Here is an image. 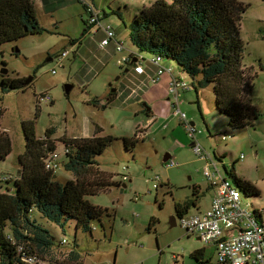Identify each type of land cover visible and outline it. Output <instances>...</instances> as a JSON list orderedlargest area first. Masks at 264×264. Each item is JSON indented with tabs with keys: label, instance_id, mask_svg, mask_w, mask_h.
<instances>
[{
	"label": "rangeland",
	"instance_id": "rangeland-1",
	"mask_svg": "<svg viewBox=\"0 0 264 264\" xmlns=\"http://www.w3.org/2000/svg\"><path fill=\"white\" fill-rule=\"evenodd\" d=\"M153 1L77 0L69 7L56 11L59 22L49 27L55 33L31 34L0 46V87L4 76L24 78L25 86L13 89L0 101V107L5 111L2 125L9 133L13 146L12 152L0 161V177L17 175L20 168L18 157L25 149L22 129L25 119L37 117L39 135H44L47 128L55 127L54 138L57 139L91 136L96 125L103 128L101 134H113L120 138L99 159L102 169L127 186H114L108 192L88 196L94 204L108 208L110 216L105 214L101 222L94 221L93 233L83 230L77 233L72 221L64 233L60 226L43 220L42 223L55 235L56 244L61 245L56 246L52 258L47 255L43 257L46 259H42L43 264H75L67 259L74 242L83 255V264H220L213 246L197 239V234L187 232L179 223L172 226L170 222L173 215L179 218L175 204L195 197L196 189L200 193L201 207H206L213 196L211 181L204 169L206 158L193 151L190 144L192 138L184 122L172 114L167 129L155 128L150 135L141 137L143 128H138V123L143 121L145 126L148 117L142 112L136 113L137 108H141L139 101L125 104L126 100L118 98L107 108L92 102L93 98H97L100 104H104L112 88L127 82L123 73L127 64L124 62L122 66L117 60L134 46L123 19L129 24ZM242 1L249 4L240 30L246 47L244 62L255 65L259 72L252 93L253 104L262 112L258 124L234 133L229 117L216 108L212 85L200 89L198 94L194 89L190 90L181 104V110L186 112L188 120L195 121L202 151L216 162V156H221L229 170L235 168L239 177L247 178L261 190V196L245 199L251 208L252 205H264V70L260 69V66L264 67V0ZM85 2L100 10L102 24H111L127 49L110 55L98 51L96 44L102 40L104 33L96 32L97 26L83 36L88 27L87 20L90 19L83 4ZM34 10L40 22H49V14L44 15L38 3H34ZM104 12L111 13L103 17ZM118 12L122 13L123 19ZM70 38L81 39V50L70 52L63 64L58 59L47 61V52L71 48ZM77 46L75 44L73 48ZM99 57L106 61V66L99 64ZM142 62L146 64L145 60ZM3 69H7L8 73L3 74ZM30 76H34L33 83L25 84ZM185 78L192 82L187 74ZM68 82L74 84L69 94L65 91ZM41 93H46V97L39 98L37 95ZM231 132L234 133L233 137L229 135ZM226 133L228 140H223L221 135ZM135 136L139 140L136 147L133 151H127L121 137ZM176 141L186 146H178ZM64 150V142L58 140L60 167L56 176L62 182L74 178L73 173L63 166L66 160ZM166 153H172L175 163L171 166L168 165L171 159L163 161ZM218 166L226 173L223 163H218ZM124 176L130 180L122 181ZM0 184L6 187L12 183ZM194 210L196 207L193 206L191 211ZM152 218H155V222L150 224ZM63 238H67L68 243H61ZM203 247L204 256L196 258L192 255Z\"/></svg>",
	"mask_w": 264,
	"mask_h": 264
},
{
	"label": "trees",
	"instance_id": "trees-1",
	"mask_svg": "<svg viewBox=\"0 0 264 264\" xmlns=\"http://www.w3.org/2000/svg\"><path fill=\"white\" fill-rule=\"evenodd\" d=\"M248 6L242 0H154L129 24L121 12L118 14L129 28L130 41L139 52H148L165 62L176 63L181 72L190 76L196 91L212 85L217 110L229 117L231 129L238 132L246 127H255L262 115L260 108L252 102L259 72L255 65L244 62L246 47L240 36ZM110 13L104 12V17ZM44 32L55 33L40 23L33 0H0V46ZM118 38L115 32L113 40L116 43L121 41ZM69 41L78 47L81 45V39ZM131 55L134 56L133 53ZM260 69L264 70V67L260 66ZM23 79L4 76L0 101L13 89L25 87ZM116 97V91L110 92L107 103L100 104L97 98L92 102L107 108ZM4 112L0 107V161L5 160L13 148L12 139L2 125ZM36 118L22 122L25 149L18 157L20 168L17 175H10L9 179L0 177V182L12 183L6 187L0 184V264H43V257L52 258L56 246L61 245L56 244L55 235L42 223L43 220L60 226L64 233L71 221L75 223L77 233L78 230L93 233V222H101L105 214L110 216V210L94 204L88 196L122 185L121 181L113 179V174L102 169L99 159L120 138L101 134L103 128L99 125L91 136L57 139L54 138L55 127H49L44 135H39ZM233 132L229 134L232 137ZM58 140L65 145L63 166L74 175L65 182L56 176L60 167L59 156L56 167H47L49 154L57 151ZM121 141L127 151H133L139 140L135 136L122 137ZM216 159L218 163L223 162L221 156H216ZM225 170L226 177L241 190L244 199L261 196V190L250 181L239 178L235 168L229 170L225 167ZM194 196L175 204L178 216L188 213L197 204V189ZM253 208L258 213V209ZM150 222L153 224L155 218ZM61 243H68L67 238H63ZM204 252L203 247L192 255L200 258ZM67 259L75 264L84 263L76 242Z\"/></svg>",
	"mask_w": 264,
	"mask_h": 264
},
{
	"label": "built area",
	"instance_id": "built-area-1",
	"mask_svg": "<svg viewBox=\"0 0 264 264\" xmlns=\"http://www.w3.org/2000/svg\"><path fill=\"white\" fill-rule=\"evenodd\" d=\"M91 8L89 7L88 10H92ZM89 23L94 24L99 30L104 32L105 37L100 41V47H104L110 44V42L115 41L117 50L125 48L124 42L120 41L116 43V40H113L115 35L114 29H112L110 24L103 25L97 12L93 11ZM65 54H67L66 51L63 55ZM152 60L158 65L157 75L153 78L154 81L158 80L163 73L172 70V66L166 64L163 59L153 56ZM127 61H132L131 54L123 57L121 62ZM134 70L139 73L144 72L142 63H136ZM186 87L189 88L190 85L185 80L178 77L171 79L170 90L176 95L179 94V88ZM135 91L136 89L130 90V94H134ZM45 97L46 95L41 98ZM177 112L185 124L188 135L194 138L197 132L196 125H193L188 120L185 112L181 110ZM227 138L228 135L222 136L224 140ZM192 146L196 154L206 159L209 158V154L202 151L203 148L199 143ZM58 156L59 154L56 151L50 153L47 167H56ZM174 163L175 161L171 159L168 165L171 166ZM205 174L217 188L210 207L203 212L181 215L179 217V225L187 232L200 236L201 240L205 243L214 244L219 263L264 264V219L260 218V216H263L262 211H264V207L256 206L258 213L255 212V208L250 210L244 207L242 205L245 200L243 193L220 170L216 174V172H211L207 166ZM9 178L10 175L2 176V179ZM124 178L127 179L128 177L125 176ZM234 231L237 232L234 233Z\"/></svg>",
	"mask_w": 264,
	"mask_h": 264
},
{
	"label": "crops",
	"instance_id": "crops-1",
	"mask_svg": "<svg viewBox=\"0 0 264 264\" xmlns=\"http://www.w3.org/2000/svg\"><path fill=\"white\" fill-rule=\"evenodd\" d=\"M33 1L36 4L38 3V5L41 8L44 15L47 16L49 14L48 15L50 17L49 22H40L42 25L49 28V27H53V25L55 23L59 22V18L57 16H55L56 11L60 10L61 8H65L66 6L69 7L71 4H74L77 0H33ZM49 29H51V28H49ZM101 31L102 30L96 29V32H101ZM104 37L105 36H103V38ZM70 44H72V47L69 49L64 48L61 51L47 52V54L49 55L47 58V61H53V60L58 59V62H60V64H63L64 58L66 56H68L70 54V52L81 50V48L78 46L76 49L73 48V46L75 44H73L71 42H70ZM96 48L98 49V51L108 52L109 55L113 54L117 51L122 52L125 49H127V48H124L122 50H117L116 44L114 42H111L109 45H107L104 48H101L99 45V42H98L96 44ZM111 50H113V51L111 52ZM65 51L67 52V54L63 55V53ZM132 53L134 55L132 57V61L137 59L138 60L137 63L141 62L143 67H144V72L139 73V72H136L134 70V64H133L134 61H133V63H128V64L125 63V64H127V66H125L127 68H125V70H123V73L125 72V74H126L127 82L122 83L121 85H119L118 88H116L117 89L116 90L117 91V97L115 99V102L117 101L118 98L121 99V101L126 100L127 102L125 104L132 102V101H135V100L140 102L141 108L140 109L137 108L136 113L142 112L148 117L147 123L145 126H143V124H144V123H142L143 121L138 123V126H137L138 128L139 127L143 128V130H142L143 133L140 136L144 137V135H146V136L150 135L152 133L151 131L155 130V128L162 129V130L167 129L169 127L168 122H171L172 114L179 116L180 120H182L180 114H178L177 111L182 109L181 108L182 102H185V99H187V97L189 95L188 92L190 90H193L194 88H193L191 82L186 81L187 80L185 78L186 74L181 72L178 69V66L176 65V63H174V62H165L166 64H170L172 66V70L170 72L163 73L158 80L154 81L153 78L157 75L158 65L155 64L154 61L152 60L153 55L149 54L148 52H139L135 47H134V49L129 50L128 54L123 55L122 58H119L117 60V62L122 66L125 65L124 63L121 62L123 57L129 56ZM96 54L98 55V53H96ZM74 55L76 56L77 52ZM143 60L146 61V64H143V62H142ZM99 64L101 66H106L107 63L104 59L100 58ZM126 69H128V70H126ZM120 77H121V75H120ZM173 77H178L180 79L185 80L186 82L189 83L190 87L189 88L188 87L179 88V94L176 95L174 92H172L170 90L171 79ZM31 82H33V80ZM68 83H70V82H68ZM133 89H136V91L134 92V94L131 95L130 90L133 91ZM198 91H196L197 94H198ZM111 92H114V91L111 90ZM194 125H196V124H194ZM209 128H210V126H209ZM173 132H176V130H174ZM179 140L183 141V139H180V138H179ZM175 143L181 147L186 146L183 143H181V144L177 143V141ZM197 143H199L201 145L199 139L197 138V134H196L194 136V138H192V141L190 144L192 146L193 144H197ZM192 149H193V146H192ZM172 157H173L172 153H166L165 157L163 158V161H165V162L169 161L170 159H172ZM165 158H167V160H164ZM222 163H224L225 166L224 165L223 166L226 167L225 162L223 161ZM204 166H205V168L208 166L209 169H211L210 170L211 172H216V174H217V172L220 170V172L223 173V175H226V173L222 172V170L219 168L218 163L214 159H212V157H210V156L208 159H206V163ZM217 167L219 169L218 171H217ZM235 172H236V169H235ZM236 174H237V172H236ZM237 176L239 177L238 174H237ZM239 178L247 180V178L245 179V177L243 178L242 176H240ZM127 179H128V181L130 180L129 178H127ZM122 181H127V180L122 179ZM118 185H116V186L118 187ZM122 185H123V187L127 186L125 183H122ZM210 188L213 189V196L209 200L208 205L206 207H201V205L199 204V199H200V193H199V198L197 200V204L194 205V207H196V210L191 211V209H192L191 208L188 211V213H186V214L203 212L207 208L210 207L212 199L215 196L216 190H217L216 186L212 183V181H211ZM197 192H199V191L197 190ZM242 205L246 208H249L250 210L256 206L257 207H264V205L263 206L253 205L250 208V204L248 202H246V200L243 201ZM262 214H263L262 218L264 219V211H262ZM173 216L171 217L170 222H171L172 226H175L179 223V218H177L175 216L173 218ZM178 217H180V216H178ZM236 232L237 231H234V233H236ZM209 245L213 246L215 249V253H217L216 252V246L214 244H209ZM220 264H226V263H220Z\"/></svg>",
	"mask_w": 264,
	"mask_h": 264
},
{
	"label": "water",
	"instance_id": "water-1",
	"mask_svg": "<svg viewBox=\"0 0 264 264\" xmlns=\"http://www.w3.org/2000/svg\"><path fill=\"white\" fill-rule=\"evenodd\" d=\"M133 61H134L133 64L136 65V63H137L138 60L135 59ZM168 65H170V64H168ZM126 70H128V69H126ZM2 72H3V74H7L8 73V70L7 69H3ZM32 78H33V76H30L29 78L26 79V81L24 83L25 84H28L29 82L32 81ZM118 78H120V76H118L117 79ZM73 86H74L73 83H66L65 84V91H66L67 94L70 93V91L72 90ZM112 91H116V88H112ZM107 102H108V99H105V102L104 103H107ZM191 123L194 125L195 124V121H191ZM164 160H167V158H165ZM174 216L177 217L176 215H174ZM174 216H173V218H174ZM197 239H201V237L200 236H197Z\"/></svg>",
	"mask_w": 264,
	"mask_h": 264
},
{
	"label": "flooded vegetation",
	"instance_id": "flooded-vegetation-1",
	"mask_svg": "<svg viewBox=\"0 0 264 264\" xmlns=\"http://www.w3.org/2000/svg\"><path fill=\"white\" fill-rule=\"evenodd\" d=\"M83 4H84V7L86 8V11L90 14V17L92 16L93 11H95V12H97L99 19H101V17H102L101 12H100V10H99L95 5H92V4L88 3V2H85V3H83ZM89 7H92V8H91L92 10H88ZM103 17H104V14H103ZM87 22H88V27H87L85 33H86V32H92V31L96 28L94 24H90V23H89V20H87ZM97 29H98V28H97ZM98 30H99V29H98ZM86 34H87V33H86ZM25 79H26V78H25ZM31 83H32V82H31Z\"/></svg>",
	"mask_w": 264,
	"mask_h": 264
}]
</instances>
